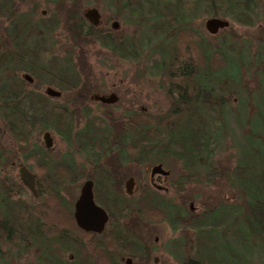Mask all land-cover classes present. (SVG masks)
<instances>
[{
	"label": "rangeland",
	"instance_id": "obj_1",
	"mask_svg": "<svg viewBox=\"0 0 264 264\" xmlns=\"http://www.w3.org/2000/svg\"><path fill=\"white\" fill-rule=\"evenodd\" d=\"M65 1L60 0L51 3L50 0H0V40L2 42L0 54L11 55L12 58L11 61L7 60L0 65L4 67L0 69V84L6 82L11 86L10 80L15 77V80L21 82L20 73L25 72L20 70L21 68L18 65L12 67L15 64L13 55L17 48L11 43L15 22L17 25L23 24V33L25 34V36H22L21 42H17L18 45L36 41L37 38L44 35V32H49V46L46 43L44 44V46L48 47V53L41 55L39 57L40 60H35V63L30 65L32 68L27 69L37 80V89L40 90H38L40 93L43 86L47 83L55 89H62V96L59 101H49L47 103L48 111L52 105H65L70 114L71 130L73 132L84 128L90 122H92L93 126H96L98 125V119L101 120L100 133L108 131L107 135L104 136L107 138L111 149L110 152H101L100 148L93 147V150L90 151L95 152V154H91L87 149L83 151L82 143L77 142V140L76 146L74 144L68 146L62 135L51 128H45L50 132L51 144L48 149H44L41 139L44 129L40 125H34L26 135V144L19 145L9 132L7 121L1 116L0 185L5 191H17L20 194L26 190L17 179V163L25 164L40 179L45 171L50 174L49 166L54 165L68 151L73 156L71 166L74 173L70 176L75 177L66 178L68 180L66 182H63V180L55 183L50 182L47 184L50 187H41L44 184H38L39 191H53L54 189L60 192L59 196L64 201V204H59V201L61 203L62 201L58 196V204L52 205V212L54 215L57 212H62L61 218H63L65 223L68 222L64 219L63 212L66 208L67 211H70L66 203L77 195L80 183L83 180L80 178L83 176L115 174L124 177L122 178L123 180L131 176L134 179V197L140 195L145 197L153 194L157 198L171 201L173 205L184 209L186 212H188V204L191 203L193 213L188 216L189 218L187 217L186 219L184 217L181 220L184 223H195L193 220L197 222L201 219V213L207 209V206L212 207L218 203L231 206L236 202H240V195L228 184V177L225 172L234 165L237 158L232 138L235 137L238 142H241V136L247 130L243 120L240 121V125L235 121L234 114L242 106L239 104L238 98H245L244 114L247 118L252 116L253 128H263L260 116L254 114L255 106L252 103L256 95L264 94V85L259 86L257 81V71L261 67L255 64L256 56L264 54V9L260 6H253L251 11L253 22L250 26L238 23L230 16L225 15L223 19L228 21V26L219 29L214 34H210L204 29L203 25L205 19L210 17L208 14L201 12L199 9L193 10L192 6L187 5L184 0L177 2L181 12L187 13L188 17L184 22L181 21L177 25H187L197 30L210 45L217 48L225 47L231 55L240 58V63L242 64L240 66V82L237 85L234 83V78L238 73L234 65H229L216 75L220 82L224 81L226 76H230L232 81V83H229L228 81L225 82V80L218 84L221 97L228 100L227 129L225 135H223V142L214 145L212 152L206 158L200 159L202 166L200 163L197 167L200 172L199 176L192 177L191 169L187 168L186 163L181 159L174 158L172 155L162 156V154H159L152 161L147 160L135 164L126 162L122 165L117 162L119 161L118 155L114 151L116 148L114 143L116 141L124 137L128 138L131 133H134L133 129L122 126V122L128 117V114L133 111H140L151 115H159L174 106V98L177 94L175 95L172 90L166 88L169 84L168 81H166V85L160 82L158 74L160 67L157 65L151 66L150 59H152L151 55L157 59V52H152L153 46L156 44L167 48L170 33L176 28L175 25H170L168 34H158L153 37L151 21L172 20L168 17H170V13H176V8L173 7L176 0H173V3L171 1L169 5L160 4L162 5L160 6L157 4V8H152V3L147 0H75L74 4ZM86 7H95L98 10L101 27L104 29H110L109 25L112 20L116 22V32H113L115 31L113 30L110 33L111 37L116 41L119 40L117 39L119 36H127L133 44L132 53L134 54L120 57L117 51L103 47L95 39L83 38L81 40L77 34L65 33V31L72 30L73 21H67V19L63 21L61 15H68V12H71L72 9H75L78 15ZM41 11H45V13L42 14ZM12 29H14L13 32ZM63 32L65 35L62 36ZM28 56L30 55L28 54L26 57ZM247 59L250 61L247 62ZM52 61L55 62L54 66L51 64ZM18 62L16 61V63ZM6 63H11L12 66H2ZM24 66L28 68L27 64H24ZM61 68H67L75 78L62 77L59 73ZM206 78L207 76H205ZM76 80L80 82V87H78L77 91H72L73 87L69 85L74 84L76 86ZM229 84L231 85L230 87ZM27 89L30 90V88ZM90 91H97L101 94H108L112 91L117 99L111 104H100L88 98ZM201 101L202 97L195 99V102H191L189 105L191 116L196 113L194 107H199L206 111L207 107L203 106ZM43 110L45 111L46 107ZM207 113L214 115L211 109H207ZM261 116L264 118V113ZM254 146L256 145L253 144ZM33 147L43 150V166H40L41 160L33 158L34 154L31 150ZM105 149L107 150V146ZM24 157L27 158L24 159ZM47 159L48 166L46 167ZM204 162H209L210 166L215 167L216 174L211 170L201 168L204 166ZM156 163H161L163 169L169 170L170 174L164 185L167 188L166 193L158 192L150 185L149 169ZM221 167L224 170L222 174L220 173ZM45 168L48 170H45ZM206 171L207 175H205ZM75 178L76 180L74 181ZM117 179L115 177L113 182H110V187H117L118 183H115ZM15 183H19L22 188L20 187V190L15 189ZM95 187L99 191L107 189L106 182L100 177L96 178ZM21 200L25 202V198ZM131 203H129L130 206H133ZM35 207L37 209L33 212L35 214L39 213L41 218L40 204ZM133 208L135 209L133 212L141 218L139 220L134 217L133 221L167 222L165 219L162 220L156 217L154 212H147L146 208L143 207L142 197L136 200ZM244 218L260 229L250 240L252 251L264 252V217L252 212H244L241 215V219ZM231 227L221 223L217 227L215 235L212 236V241L208 239L205 241L204 235L197 237L198 245L203 249L201 251L202 257L212 264H264V257L262 258L263 262L256 257L249 258L246 250L238 245L235 235L229 233ZM223 232L225 233L223 234ZM188 233L189 235L186 237ZM197 233L195 228L191 230L190 228L188 230L183 229V236L190 240L189 244L192 248V241L197 236ZM161 234L163 239L167 238L164 235L168 234L167 232L161 231ZM5 246V248L8 247L7 249H13V246L9 243ZM21 248L23 249L24 246H21ZM38 248L42 249L41 244H39ZM32 249L35 254L37 248ZM194 255H197L196 249L192 252V256Z\"/></svg>",
	"mask_w": 264,
	"mask_h": 264
},
{
	"label": "trees",
	"instance_id": "obj_2",
	"mask_svg": "<svg viewBox=\"0 0 264 264\" xmlns=\"http://www.w3.org/2000/svg\"><path fill=\"white\" fill-rule=\"evenodd\" d=\"M147 1L152 3H150L153 6L152 8H157V4L169 5L171 1L173 3V0ZM178 1H174L175 4L173 6L176 8V13H170L171 15L168 17L172 20L151 21L153 37L158 34H168L170 25L176 26L170 33L168 49L155 44L152 52H157V59L152 55V59H150L151 66L157 65L160 67L158 70L160 82L165 84L168 81L169 84L166 88L172 90L175 95L177 94L174 98V106L159 115H151L140 111H133L128 114V117L123 120L122 126L133 129L134 133H131L128 138L124 137L116 141L114 143L116 147L114 151L117 152L118 159L134 161L135 163H142L147 160L152 161L159 154H162V156L172 155L174 158L181 159L186 163L187 168L191 169L192 177H198L200 172L197 167L201 163L200 159L206 158L212 152L214 145L223 142V135H225L227 129L228 100L221 97L218 84L225 80V82L228 81L229 83H232V81L230 76H226L224 81L220 82L216 75L220 70L229 65H234L238 73L234 78V83L237 85L240 82V66L242 64L240 63V58L231 55L225 47L217 48L210 45L197 30L187 25H177V23L184 22L188 18L187 13L181 12ZM184 1L187 5L192 6L193 10L199 9L210 17L222 16L221 18H223V16L228 15L238 23L248 26L253 22L251 17L253 6H260L264 9V0ZM76 24V30H79L76 34L81 40L83 38L95 39L103 47L117 51L120 57L134 54L132 53L133 44L127 36H119L117 37L119 40L115 41L109 35L108 29L87 23L80 14H76ZM11 59V55H1L0 65L7 60L11 61ZM249 61L247 59V62ZM255 64L261 67L257 71L258 84L259 86L264 85L263 53L256 56ZM2 68L4 67L0 66V69ZM60 71L59 73L62 77L75 78L67 68H61ZM205 76H207L206 79ZM236 76L238 77L236 78ZM8 89L9 85L6 82H2L0 84V95L6 96V93L9 92ZM263 95H256L252 103L255 106L254 114L260 116L263 128L254 129L251 120L252 116L251 118L245 116L243 110L245 98H238L239 104L243 107L240 106L235 114L232 113L235 115L237 124L240 125V121L243 120L247 126V130L241 136V142H238L235 137L232 138L237 158L234 165L225 172L228 177V184L240 195V202H236L231 206H225L222 203L212 207L207 206V209L201 213V219L197 222L193 220L195 222L193 224L207 227L204 230V238L209 241H212V236L215 235L217 227L221 223L232 226L229 233L235 235L238 245L246 250L249 258L256 257L261 262H263L264 252H253L250 245V240L260 229L258 226L250 224L245 218L241 219V215L244 212H252L264 217V118L261 116L264 113ZM200 97H202L201 103L203 106L207 107L206 111L199 107H194L196 113L191 116L189 105ZM11 102L12 106L6 108L4 117L6 118L9 132L19 145L26 144L28 131H31L35 121H38L42 123L43 128H51L60 133L68 146L73 144L76 146L77 140V142L82 143L83 151L85 149L90 151L93 150V147H96L100 148L101 152H110V144L104 136L107 135L108 131L100 133L101 120L98 119V125L96 126H93L92 122H90L84 128L73 132L71 130L70 114L65 105L59 106L55 104L50 106L47 118H43L41 115L35 116V114L29 115L30 113H27V110L31 112L37 105L43 104L41 101H23L20 102V105L15 103V101ZM207 109H211L214 115L208 114ZM253 144L256 146L253 147ZM106 146L107 150L105 149ZM31 150L34 154L33 158L41 160L40 166H43V150L38 147H33ZM91 154H95V152H91ZM26 158L24 157V159ZM72 160V154L67 151L61 156L59 161L49 166L50 174H73ZM209 164V162H204V166L201 168L215 173L216 168ZM220 173H224L223 167H221ZM205 175H207V171ZM20 187L19 183H15V189L20 190ZM0 191H5L1 185ZM156 198V195H152L151 198L145 197L142 201L143 207L146 208L147 212H154L156 217L170 222L176 206L169 200ZM63 217L67 222H72L71 214L67 211V208L63 212ZM203 259L205 261L204 264H212L206 258Z\"/></svg>",
	"mask_w": 264,
	"mask_h": 264
},
{
	"label": "flooded vegetation",
	"instance_id": "obj_3",
	"mask_svg": "<svg viewBox=\"0 0 264 264\" xmlns=\"http://www.w3.org/2000/svg\"><path fill=\"white\" fill-rule=\"evenodd\" d=\"M50 1L51 3H55L60 0ZM74 1L75 0H66L65 2L74 4ZM88 8H94L97 11L98 23L95 26L101 27L100 14L95 7H86L82 9L80 15H82L84 21L91 24L83 16V12ZM41 13L44 14L45 11H41ZM76 14V10L72 9L71 12H68V15H61L63 21L66 19L67 21H73L72 30L65 31V33L68 32L72 35H76V32L79 31H76ZM113 22L112 20L109 25V35L115 30L111 26ZM14 27L15 30L12 29L14 33L11 43L13 46L15 45L17 47L13 55L15 64L12 66L11 63H6L2 66L16 67V65H18V67L21 68L19 69L25 72L20 73L19 77L21 82L15 80L16 77L10 80L11 86L9 85V92L6 93V96L0 95V118L2 119L1 116L4 117L6 108L12 106L11 101H15V103H19V105L20 102L23 101H41L43 104L37 105L31 112L27 110V113H30L29 115L35 114V116L41 115V117L47 118V103L49 101H59L62 96V89H55L52 85L47 83L43 86L40 93V90L37 89V80L27 69H31L32 67H30V65L35 63V60L39 61L41 55L43 56L48 53V47L44 46V44H49V32H44V35L37 38L36 41L18 45L17 42H21L22 36H25L23 33V24L17 25L15 22ZM65 33L63 32L61 35L63 36ZM1 48L2 42L0 40V53ZM28 54L30 56L26 57ZM16 61L19 62L16 63ZM24 64H27L28 68H26ZM51 64L54 66L55 62L52 61ZM69 86L73 87L72 91H77L78 87H80V82L76 80V86L74 84ZM27 88H30V90ZM47 88H51V90L57 92V95H49L48 91H46ZM109 93L113 92L110 91ZM108 94L90 91L88 98L91 101L99 102L94 100V96H107ZM45 107L46 110L44 111L43 109ZM24 111L26 110L24 109ZM4 119L6 120L5 117ZM34 125H40V127L43 128L41 122L35 121ZM43 129L41 139L43 133L48 132L51 144L50 132L45 128ZM43 147L44 149H48L50 146L45 147L43 144ZM117 162H120L122 165L126 162L135 164L134 161H122L120 159ZM21 165L33 175L34 192L28 190L21 183L18 174V167ZM154 165H160V169L166 171V174L158 172L152 176L149 174L150 185L156 191L166 193L167 188L164 185L170 174L169 170L163 169L161 163H156L152 166ZM45 166H48V159ZM45 170L48 169L45 168ZM74 177L75 176L70 175L48 174L45 171L39 179V177L31 172L25 164L17 163V179L26 190L20 194L17 191H0V264H204L205 261L201 252L203 249L199 247L197 237L202 235L205 236L204 230H206V226L204 227L203 225L199 226L191 222L184 223L181 221L184 217L187 219V217L191 216L193 213L192 204L191 207L189 206L190 203L188 204V212L179 207L174 208V215L170 222L160 223L151 220L147 222L133 221L134 217L141 220V218L133 212V210H135L133 206H135L136 200L142 197L143 201L145 197L151 198L153 194L145 197L144 195L134 197V179L131 176H128L124 180L122 179L124 177L115 174L81 177L80 179L83 180L80 183L77 195L66 203L70 210L68 212L71 214L72 222H63V218H61L62 212H57L55 215L52 212V207L58 204L57 198L60 192L54 189L53 191H39L38 184L43 183L44 185L40 184L41 187H50V185H47L50 182L55 183L61 182L62 180L66 182L68 181L66 178L69 179ZM98 177L106 182V190L99 191L95 187L96 178ZM115 177L118 178L115 181V183H118L117 187H110V182H113ZM130 178L131 181L127 186L128 189H126L125 183ZM75 180L76 178L74 181ZM86 180L91 182V194L94 204L102 208L106 215V219L100 228L91 225V229H85L76 223V218L74 216L76 212V200L79 196L80 187ZM16 193L18 194L17 196ZM22 198H25V202L21 200ZM61 201L62 203L59 201V204H64L62 199ZM129 203L133 206H130ZM39 204L41 207V218L39 213L35 214L33 212L37 209L35 206ZM189 228L190 230L195 228L198 232L197 236H195L192 241L193 248L189 244L190 240L186 238L189 233L186 234V237L183 236V229L188 230ZM161 231L168 233L164 234L167 238L163 239ZM7 243L13 246V249H7L8 247L5 248ZM39 244H41L42 249L38 248ZM21 246H24V248L22 249ZM35 247L37 250L34 254L32 248ZM194 249H196L197 255L192 256ZM198 252H200V254H198Z\"/></svg>",
	"mask_w": 264,
	"mask_h": 264
},
{
	"label": "water",
	"instance_id": "obj_4",
	"mask_svg": "<svg viewBox=\"0 0 264 264\" xmlns=\"http://www.w3.org/2000/svg\"><path fill=\"white\" fill-rule=\"evenodd\" d=\"M83 16L92 24L97 25L98 23V13L94 8H88L83 12ZM117 23H112V28H116ZM204 29L210 33L214 34L219 29L225 28L228 26V21L223 18L218 17H208L204 21ZM49 95L54 94L57 95V92L51 90V88H47ZM117 99L114 93H109L107 96L96 95L94 96V100H97L101 103H112ZM43 144L45 147L50 146V138L48 132H44L42 135ZM164 173L166 171H162L160 169V165H154L150 168L149 174L152 176L155 173ZM18 174L21 180V183L30 191L34 192L33 188V175L24 167H18ZM131 178L127 180L125 183L126 189L129 185ZM191 207V203L189 204ZM76 218V223L85 229H91V225H95L98 228L101 227L102 223L106 219L105 212L102 208L94 204L92 200L91 194V182L86 180L82 183L80 187L79 196L76 200V212L74 214Z\"/></svg>",
	"mask_w": 264,
	"mask_h": 264
}]
</instances>
